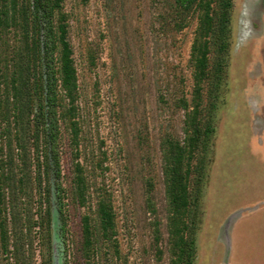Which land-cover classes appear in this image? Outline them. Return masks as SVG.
Returning a JSON list of instances; mask_svg holds the SVG:
<instances>
[{"label":"rangeland","instance_id":"1","mask_svg":"<svg viewBox=\"0 0 264 264\" xmlns=\"http://www.w3.org/2000/svg\"><path fill=\"white\" fill-rule=\"evenodd\" d=\"M173 3L62 4L77 71L71 113L60 92L62 183L71 189L76 163L90 183L86 207L67 204L68 264H85L81 221L84 215L95 219L100 195L116 213L115 264H172L163 145L186 137L200 24L193 11L178 29ZM233 3L227 52L212 43L203 83V121L213 102L216 108L214 134L193 162L191 191L200 193L190 216L194 264H264V0ZM53 207L54 264H66L55 196Z\"/></svg>","mask_w":264,"mask_h":264},{"label":"trees","instance_id":"2","mask_svg":"<svg viewBox=\"0 0 264 264\" xmlns=\"http://www.w3.org/2000/svg\"><path fill=\"white\" fill-rule=\"evenodd\" d=\"M233 1L174 0L172 4L178 29L185 26L184 15L193 11L199 12L200 20L191 53L195 89L186 137L183 142L167 138L163 145L172 264L195 260L190 216L200 193L191 191L193 162L214 134L216 108L213 102L210 118L203 121V83L209 77L212 43L227 52ZM63 2L0 0V264H35L37 252L40 264H54V196L68 264L67 204L74 201L86 207L90 196L89 179L80 163L75 165L71 189L62 183L60 121L65 114L59 110L60 92L69 99L71 113L77 91ZM218 72L220 81L222 69ZM184 106L187 109L189 104ZM81 230L85 264H102L103 257L107 264H115L120 250L110 199L100 195L95 219L84 215Z\"/></svg>","mask_w":264,"mask_h":264}]
</instances>
